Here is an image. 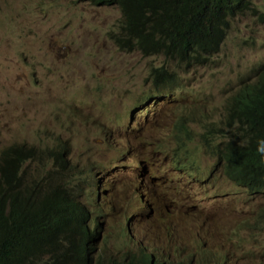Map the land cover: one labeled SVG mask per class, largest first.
<instances>
[{"label": "rangeland", "instance_id": "rangeland-1", "mask_svg": "<svg viewBox=\"0 0 264 264\" xmlns=\"http://www.w3.org/2000/svg\"><path fill=\"white\" fill-rule=\"evenodd\" d=\"M262 15L264 0H257L253 12L231 22L213 63L183 69V95L167 101L162 96L155 108H147L143 94L151 88L149 74L166 61L115 47L117 9L77 0H0V148L66 142L78 194L97 217L102 236L112 240L111 248L123 246L124 214L130 215L138 192L146 207L137 204L140 217L130 219L128 233L144 236L165 256L170 246L173 254L167 259L186 255L178 245L188 248L197 238L191 217L199 208L208 218L209 250L226 257L220 264H264V230L243 237L232 233L237 224L256 217L264 194L249 195L215 174L205 190L184 181L181 187L189 194L176 200L178 211H173L166 157L151 146L167 142L170 124L184 108L219 118L225 99L264 62ZM164 211L169 217L161 221Z\"/></svg>", "mask_w": 264, "mask_h": 264}, {"label": "trees", "instance_id": "trees-1", "mask_svg": "<svg viewBox=\"0 0 264 264\" xmlns=\"http://www.w3.org/2000/svg\"><path fill=\"white\" fill-rule=\"evenodd\" d=\"M77 1L118 10V29L111 37L119 51L160 56L166 61L164 67L151 70V88L143 94V101L150 103L147 108H155L162 96L167 101L185 93L183 69L213 63L231 22L253 12L257 0ZM260 19L264 21V15ZM165 140L151 146L152 152L166 157L165 165L172 175L169 189L173 190V211H178L176 200L189 194L181 187L184 181L205 190L214 183L215 174H222L249 195L264 194V62L255 65L249 78L225 99L218 119L205 110L184 108L170 124ZM69 154L68 144L60 139L55 145L43 147L14 143L0 148V264L226 261L225 256L217 257L209 250L205 234L208 218L199 208L191 217L199 228L197 238L188 248L178 245L186 252L184 256L177 253L167 259L173 254L170 246L169 255L165 256L146 243L144 236L129 234L130 219H139V211L146 207L143 194L138 192L131 198L130 217L124 214L123 246L111 248L112 240L102 236L97 217L92 216L78 194L79 181L73 174ZM137 204L141 205L140 210ZM168 217L165 211L159 216L161 221ZM164 229L169 233L170 228ZM252 230H264V207L254 219L237 224L232 233L243 237L244 232ZM168 237L176 242L173 233Z\"/></svg>", "mask_w": 264, "mask_h": 264}, {"label": "bare ground", "instance_id": "bare-ground-1", "mask_svg": "<svg viewBox=\"0 0 264 264\" xmlns=\"http://www.w3.org/2000/svg\"><path fill=\"white\" fill-rule=\"evenodd\" d=\"M25 21V20H24ZM12 33V32H11ZM14 34V33H13ZM17 35V34H16ZM14 36V35H13ZM20 36V35H19ZM19 46V45H18Z\"/></svg>", "mask_w": 264, "mask_h": 264}, {"label": "clouds", "instance_id": "clouds-1", "mask_svg": "<svg viewBox=\"0 0 264 264\" xmlns=\"http://www.w3.org/2000/svg\"><path fill=\"white\" fill-rule=\"evenodd\" d=\"M261 63H263V62H261ZM260 64V63H259Z\"/></svg>", "mask_w": 264, "mask_h": 264}]
</instances>
